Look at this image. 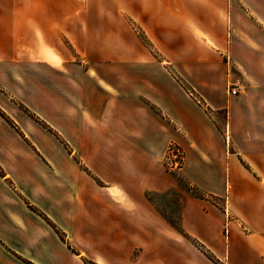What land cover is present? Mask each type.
<instances>
[{
  "label": "crops",
  "instance_id": "obj_1",
  "mask_svg": "<svg viewBox=\"0 0 264 264\" xmlns=\"http://www.w3.org/2000/svg\"><path fill=\"white\" fill-rule=\"evenodd\" d=\"M11 1L0 16V82L61 139L0 102L14 122L0 115V264H264V150L249 169L238 153L226 157L213 120L125 19L142 18L165 61L217 109L226 7L233 19L249 12L235 33L253 45L235 39L232 48L254 76L250 100L264 98V0H96L103 5L86 10L82 0L70 10L67 0ZM67 36L84 60L65 54ZM173 142L192 182L227 199H187L180 228L144 196L175 185L160 167ZM133 145L142 154L136 191L125 169Z\"/></svg>",
  "mask_w": 264,
  "mask_h": 264
},
{
  "label": "rangeland",
  "instance_id": "obj_2",
  "mask_svg": "<svg viewBox=\"0 0 264 264\" xmlns=\"http://www.w3.org/2000/svg\"><path fill=\"white\" fill-rule=\"evenodd\" d=\"M82 2L84 10L90 9L94 4V6L103 5V3H96V0H82ZM12 4L13 3L11 0H0V16L1 14L3 16L8 15ZM73 8H75L74 1L67 0V9L70 10ZM226 10L223 8V16L221 17V20H224L225 22L224 33L222 35L224 46L217 50L216 55L220 59L221 63L226 64L227 73L223 91L217 92L219 106V108L217 109H214L208 103V101L201 96L200 92L196 90V88H194L190 83L185 81V79L177 71V68L173 63H167L165 61L167 56L164 55L163 51L153 43L150 38V35L142 28V18L133 17L125 13V19L132 30L131 35H134L133 38L140 43L141 47L143 42L144 47L150 53V56L152 58L158 61L164 60L163 64L167 68L166 70H168L176 78L179 77L181 80L184 81L185 89L203 108L206 114L213 120L220 134L222 135V137H224V140L222 141H225V139L227 141L228 150L224 152L226 157H232L233 159H236V153H238V157L241 160L243 167L249 169L252 165L250 159H253V156H255V154L260 150H264V127L262 128V130L257 129L259 123L264 124V114L254 113L252 110H250V107L255 105L264 106V98L260 99L261 101L256 98L250 100V91L251 89L256 87H254V76H252L249 69H245L243 67L241 61H238V54L232 48L235 39L242 41L243 43H247V45L249 46L253 45L245 33H235V26H238L239 28L251 23L250 19L248 18L249 12L246 11L245 7V11L243 12L244 16L233 19L230 17V13L227 7ZM215 22L216 19L212 17L211 26H213ZM213 30L218 31V27H216L215 25ZM5 35L3 36L6 37ZM64 45L66 47V50L64 52L68 56V58H70V60L76 62L84 60V55L76 52L68 36L67 41H65ZM4 51L7 52V50ZM166 53H169V51H166ZM50 57L56 58L57 56L50 53ZM248 58L249 60L251 59L250 56H248ZM3 67L5 66H0V71H3ZM231 82H241L244 85V90L239 95L234 97H229L227 95V85ZM0 102L8 103L11 106L16 107L19 113L22 114L24 117L28 118L37 126L44 128L46 131L52 133L58 139H61L59 134L39 114H37L34 110L28 107L17 97L10 94L1 82ZM23 109H27L31 111V113H35L38 118L31 117ZM0 110L5 115L3 116L2 114H0L2 117H4V119L8 118V120L6 119L8 122L14 123L10 115L4 110V107H2L1 104ZM136 133L137 131H135V134ZM260 137L261 142H259ZM72 148V146L67 147L69 152H72L70 151ZM132 150L138 153L134 157L136 160L131 159V161H129V165H131V167L129 168L126 166L125 169L127 171H130V173L126 174V178L128 180L127 182L130 183L132 191H136L137 188H139L140 186L142 187V154L139 153L140 146L133 145ZM160 163L161 169L166 168L168 171L172 172L175 179V185L172 188L163 192L146 190L144 196L146 201H152L157 204L164 216L169 218L170 221L178 228H180L179 221L181 207L187 199L207 200L208 202H214L220 207H222L226 203V196H218L216 194L211 195V193H208L206 190H203L201 187H199L198 184H194L192 180L184 173L182 167L185 163V151L178 143L173 142L169 144L167 152ZM85 169L90 170L88 167H86ZM155 171L156 173H160V170ZM3 172L4 168L0 164V174H2ZM151 180L153 182V179ZM196 180L200 182H202L203 180L205 182L206 180V184H209L208 180L205 178H200ZM155 181L156 180H154V182ZM208 194L209 196H207ZM201 197L207 198L205 199ZM34 211L41 217H43L42 214L47 215L44 211L38 208H35ZM58 233L61 237H63V233L61 231H58ZM84 261L86 264H94L89 258H84Z\"/></svg>",
  "mask_w": 264,
  "mask_h": 264
},
{
  "label": "built area",
  "instance_id": "obj_3",
  "mask_svg": "<svg viewBox=\"0 0 264 264\" xmlns=\"http://www.w3.org/2000/svg\"><path fill=\"white\" fill-rule=\"evenodd\" d=\"M244 90V85L241 82H231L227 85V95L234 97L239 95Z\"/></svg>",
  "mask_w": 264,
  "mask_h": 264
},
{
  "label": "trees",
  "instance_id": "obj_4",
  "mask_svg": "<svg viewBox=\"0 0 264 264\" xmlns=\"http://www.w3.org/2000/svg\"><path fill=\"white\" fill-rule=\"evenodd\" d=\"M178 78V80L181 82V84L183 85V87H184V85H185V83H184V81L183 80H181L179 77H177ZM185 88V87H184ZM28 115H30L31 117H33V118H38V116L35 114V113H31V111H29V110H25V109H23ZM0 114H2L3 116H5L4 115V113L0 110ZM7 120H8V118H6ZM212 195V194H211ZM207 196H209V194L207 195ZM201 198H207V197H201ZM43 215V217H45V218H49V217H47V215H44V214H42Z\"/></svg>",
  "mask_w": 264,
  "mask_h": 264
}]
</instances>
